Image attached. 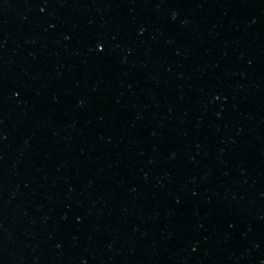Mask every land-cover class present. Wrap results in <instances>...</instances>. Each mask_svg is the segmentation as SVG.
Listing matches in <instances>:
<instances>
[{
	"label": "water",
	"instance_id": "1",
	"mask_svg": "<svg viewBox=\"0 0 264 264\" xmlns=\"http://www.w3.org/2000/svg\"><path fill=\"white\" fill-rule=\"evenodd\" d=\"M0 264H264V0H0Z\"/></svg>",
	"mask_w": 264,
	"mask_h": 264
}]
</instances>
